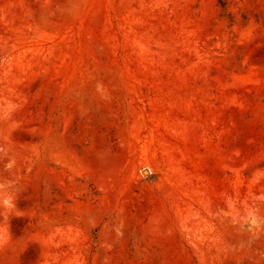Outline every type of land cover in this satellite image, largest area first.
Masks as SVG:
<instances>
[{"label":"rangeland","instance_id":"374dc122","mask_svg":"<svg viewBox=\"0 0 264 264\" xmlns=\"http://www.w3.org/2000/svg\"><path fill=\"white\" fill-rule=\"evenodd\" d=\"M0 264H264V0H0Z\"/></svg>","mask_w":264,"mask_h":264}]
</instances>
